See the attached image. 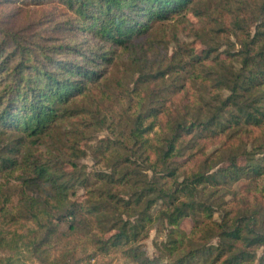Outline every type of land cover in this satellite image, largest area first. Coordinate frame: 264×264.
Listing matches in <instances>:
<instances>
[{
	"label": "trees",
	"instance_id": "obj_1",
	"mask_svg": "<svg viewBox=\"0 0 264 264\" xmlns=\"http://www.w3.org/2000/svg\"><path fill=\"white\" fill-rule=\"evenodd\" d=\"M196 1L58 0L72 13L78 29L103 45L90 51L84 50V44L30 43L19 33H6L11 48L0 50V177L19 173V204L36 228L27 243L31 252H47L44 245L57 242L63 235L62 223L70 219L71 232L99 224L103 236L92 237L97 254L120 252L133 264H264V254L258 256L264 249V211L235 215L227 211L217 222L213 207L196 196L201 187L218 191L219 186L264 177V155L240 165L236 146H228L227 159L223 157L227 149L220 148L182 182L177 169L169 167L170 161L185 156L199 137L225 136L235 141L243 132L264 128V23L254 37L241 40V50L230 64L218 59L216 67L208 65L211 48L199 56L191 45L183 43L171 57L134 59L140 84L168 77L175 90L190 73L189 77L218 89L209 101L198 103L194 116L179 113L170 117L164 130L168 137L162 144L146 139L153 124L144 127L140 116L135 128L128 127L127 137L102 139L93 148L102 161L110 160L117 144L132 153L135 147L150 149L155 159L146 170L159 168L174 179L173 184L163 185L158 178H150L143 165L132 159V153L122 154L111 172L90 174L79 163L87 155L81 143L86 141L89 146L86 130L108 120L100 104L108 100V67L117 52L130 48L152 23L169 20ZM74 53L77 57H61ZM234 58H238L239 67L233 65ZM224 91L228 94L221 95ZM150 97L152 105L163 98L157 92ZM92 107H97L95 113ZM151 110L156 113L152 111L150 117L157 118L159 106ZM97 114L103 116L101 121ZM59 135L62 147L56 142V146L41 150ZM259 145L264 154V143ZM215 164L226 166L212 173L203 170ZM3 186L0 183V192ZM79 189L86 192L84 203L71 199ZM128 190L127 199L123 193ZM158 204L161 207L156 209ZM187 219L193 222L190 233L181 228ZM157 221L167 224L168 235L166 241L156 244L158 256L150 258L142 242ZM111 232L114 234L106 237Z\"/></svg>",
	"mask_w": 264,
	"mask_h": 264
},
{
	"label": "rangeland",
	"instance_id": "obj_2",
	"mask_svg": "<svg viewBox=\"0 0 264 264\" xmlns=\"http://www.w3.org/2000/svg\"><path fill=\"white\" fill-rule=\"evenodd\" d=\"M263 23L264 0H198L190 8L174 14L169 20L152 23L147 32L133 40L130 48L120 49L108 67L109 79L105 87L108 100L105 104H100L103 116L106 115L108 120L86 130L85 136L89 146H85L86 141L81 143L87 155L80 158L79 163L85 165L90 174L111 172L112 167L120 161L121 155H129L132 151L127 152L124 147L117 144L109 161L99 160L93 148L98 146L102 139L116 141L120 135L127 137L129 128H135L139 122L138 117L143 116L141 120L144 127L153 124V128L145 134L146 139L153 144H162L168 137L164 130L165 123L170 117L179 113L194 116L199 111L198 105L209 101L218 91L194 76L189 77L190 73L185 75V79L178 83L175 90L171 88L172 79L168 77L162 82L140 84L138 82L140 74L137 73L139 67L136 69L132 65L135 58L147 55L154 59L159 56L165 57L166 54L171 57L178 44L183 43L191 45L199 56L205 55L211 48V56L206 61L208 65L216 67L219 60H225L230 64L233 55L241 50V40L248 39V35L254 37L258 27ZM6 33H19L30 43L39 40L45 45L84 44L85 51H90L92 47L96 49L103 47L97 39L77 28L72 13L58 0H0L1 51L4 47L11 48V44L6 42ZM231 55L232 58H229ZM61 57L69 59L77 57V54H65ZM233 65L240 66L238 58H234ZM155 92L163 98L152 105L150 96ZM227 94V91L221 92V95ZM154 106H159L160 109L157 118L150 117ZM96 108H91L93 113ZM103 116L100 114L97 121H101ZM199 138L192 145L193 148L187 150L185 156L170 161L169 167L177 169L179 182L201 168L205 157L220 148L227 149L228 152L223 153V157L227 159L230 152L228 146H236L241 155L240 165L250 163L264 155L259 145L264 143V128H252L250 132H243L235 141L225 136ZM61 139L60 135L56 136L46 143L45 147H41V150L46 151L47 147H53L56 142L61 146ZM135 149L133 148L132 159L143 165V171H146L150 178H158L163 185L174 183V179L165 176L159 168L146 170L149 163L155 159L150 149L137 147ZM222 166L226 165L215 164L211 168L204 167L203 170L212 173ZM18 181L19 173L12 177H0V183L4 185L0 192V264H133L120 252L109 255L97 254L99 251L94 246L92 237L103 236L99 224H87L82 230L71 232L70 219L61 225L60 232L63 233L61 238L53 244L44 245L47 252H31L27 243L35 224L26 218L24 207L19 204ZM201 188L196 195L197 200L213 207L214 220L217 222L221 221L227 211H233L234 215L240 211H264V177L243 179L227 186H219L218 191H214L211 186L206 190ZM127 193L130 191H124L123 197H129ZM71 199L84 203L85 190L79 189L77 195L71 196ZM160 207L161 204H158L156 209ZM181 228L190 233L193 229L192 220H184ZM168 229L166 223L163 225L157 221L149 237L142 242L150 258L158 256L156 244L167 240ZM112 234L114 232L106 237ZM216 242L217 239L212 240V243ZM263 254L264 249H260L258 256Z\"/></svg>",
	"mask_w": 264,
	"mask_h": 264
}]
</instances>
